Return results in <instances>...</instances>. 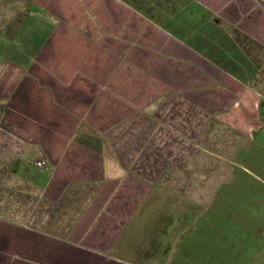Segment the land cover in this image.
Here are the masks:
<instances>
[{
    "label": "crops",
    "instance_id": "0c3cea01",
    "mask_svg": "<svg viewBox=\"0 0 264 264\" xmlns=\"http://www.w3.org/2000/svg\"><path fill=\"white\" fill-rule=\"evenodd\" d=\"M0 264H264V0H0Z\"/></svg>",
    "mask_w": 264,
    "mask_h": 264
},
{
    "label": "built area",
    "instance_id": "2783aa9c",
    "mask_svg": "<svg viewBox=\"0 0 264 264\" xmlns=\"http://www.w3.org/2000/svg\"><path fill=\"white\" fill-rule=\"evenodd\" d=\"M35 164H36L37 166H39V167H42V168L45 169V170L48 169L47 166L45 165V163H44L43 161L37 160V161L35 162Z\"/></svg>",
    "mask_w": 264,
    "mask_h": 264
}]
</instances>
